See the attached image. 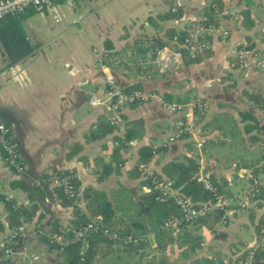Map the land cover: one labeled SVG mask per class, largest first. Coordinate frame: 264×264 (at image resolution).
<instances>
[{"label": "crops", "instance_id": "crops-1", "mask_svg": "<svg viewBox=\"0 0 264 264\" xmlns=\"http://www.w3.org/2000/svg\"><path fill=\"white\" fill-rule=\"evenodd\" d=\"M222 2L220 23L227 36L213 32L198 60L183 58L164 71L131 62L146 41L177 46L167 39L165 30L188 27L190 21L200 18L205 0H74L72 7L65 0H56L58 21L43 10L30 13L27 9L2 19L0 122L9 129V141L17 150L22 171L7 166L0 151V194L16 204L34 201L37 213L23 223L8 256L0 246V264H68L51 240L56 233L51 222L58 219L66 224L74 209L83 208V202L70 206L58 202L53 189L55 170L71 171L80 189L92 186L104 192L116 218L140 220L149 229L145 236L149 244L143 249L126 250L117 244L93 264L120 250L138 258L136 264H195L193 259L213 253L221 264H236V256L255 242L264 199L256 205L258 201H249L245 191L250 165L264 162V107H257L248 95L264 97V71L238 69L235 50L248 40L264 57V0ZM168 13L175 14L165 17ZM104 53L121 59L106 63L100 59ZM107 80L124 89L139 86L155 90L161 98L123 107L117 127L100 139H88L94 123L104 120L103 108L90 105L88 99L93 92L100 94ZM195 98L204 102V117L196 122L193 136L174 138L175 119L188 111H171L163 102L190 104ZM133 120L141 121L136 137L130 139L133 144L125 143L119 150L121 162L97 180L93 170L100 169V160H109L124 138L126 123ZM194 140L202 145L197 148ZM73 142L81 145V151L67 157V145ZM140 146L166 147L148 163L153 171L160 172L162 164L173 159L195 157L200 169L226 194L245 200L243 206H230L212 229L199 230L202 241L194 253L184 255L176 241L164 250L154 247L155 212L143 202L148 192L145 177L128 174L137 162ZM80 156L86 157L89 165ZM42 175L51 179L43 200L31 189ZM17 180L24 188L13 185ZM6 214L5 203L0 201V238L12 230L6 224ZM172 235L175 237L176 231Z\"/></svg>", "mask_w": 264, "mask_h": 264}, {"label": "trees", "instance_id": "trees-1", "mask_svg": "<svg viewBox=\"0 0 264 264\" xmlns=\"http://www.w3.org/2000/svg\"><path fill=\"white\" fill-rule=\"evenodd\" d=\"M28 12L36 11V9L29 8ZM223 12L222 0H205L204 7L200 18L190 21L188 27L176 30L174 28H167L165 30V36L167 39L176 45L181 44L183 39L187 36L189 28H196L201 31L209 26H217L220 24V18ZM175 13H168L164 16L172 17ZM245 18H248V13H243ZM210 35L207 33H200V38L209 39ZM158 45H161L158 43ZM247 47L253 48L251 42L246 40L245 43H241L237 48ZM196 57L192 60H198ZM139 87V86H135ZM132 88V87H131ZM140 88V87H139ZM259 108L264 107V97L257 94L248 95ZM203 100L195 98L191 101L193 111L195 113V121L200 122L204 117V112L201 107ZM131 105V104H130ZM181 118H184L182 115ZM248 118H251L248 115ZM141 125L140 120L128 121L124 130V138L118 142L113 148L109 160H100V169L93 170L97 180H102L104 177L110 174L115 166L121 162L119 157V150L126 147V141L136 137V132ZM252 128V125H248ZM114 127L109 125L106 120H97L94 126L91 127L87 133L88 139H100L106 133L110 132ZM186 134H182L179 138H185ZM187 149L191 150V143H186ZM81 151V145L77 142L69 143L67 145V157L78 154ZM166 151L165 146H140L137 149L138 159L133 168L129 171V176L137 178L143 173L139 168L141 163H150L153 157H159ZM3 159L6 155L2 153ZM85 165H89V160L86 157L80 156ZM264 161V151L262 154ZM157 162V160L155 161ZM200 163L195 157L182 156L177 159H173L162 164L161 171L153 173L154 178L157 181H168L172 188L183 196L187 197L195 207H201L210 203H213L218 196L229 197L222 188L216 183V180L207 174V177L213 184L212 189L205 188L202 183L196 181V175L200 171ZM259 174H264V162H255L250 165V172L248 175V189L247 198L249 201H258L256 205H261L260 201L264 199V184L254 183V180L258 178ZM53 179H61L68 176V182L73 186L74 194L70 193L64 188L62 184H55L53 186L56 199L61 205H72L76 201L83 202V208H76L72 212L71 218L66 224H62L61 221L55 219L51 222V230L58 233L61 228H66L67 236H72L75 230L80 229L85 224L92 222L99 226V231L88 235V248L82 250L81 242L74 241L62 248L59 247L60 256L68 264H93L94 259L102 258L109 255L113 251L114 245H121L126 250L143 249L149 243L143 241L148 233L149 229L144 226V223L140 220L123 221L114 216L110 203L105 197V193L97 190L92 186H85L79 188V181L74 174L69 170H55L52 174ZM145 177V176H144ZM145 184L148 192L143 196V202L154 207L156 227L153 230L154 247L164 250L169 242L176 241L182 248V253L188 255L194 253L200 246L202 237L199 234L201 228L212 229L218 221L224 218L225 211L230 207L227 206L223 210H214L210 213H206L203 216L197 217L192 221H185L180 219V212L178 206L175 204L173 198L168 194H162L158 188L152 182V178L145 177ZM51 181L47 175H42L36 178L32 184V191L38 199H44L47 196L45 185ZM14 186L24 188L23 182L17 180L13 182ZM0 201H3L6 206L7 214L5 216L6 224L9 228L14 229L24 222H30L37 213V204L31 201L27 205L16 204L10 198L0 194ZM175 227L164 226V222L167 220H174ZM264 222L262 217L255 226L256 235H261V229L264 228ZM107 229L108 232L116 233L118 239H110L108 235H105L102 230ZM176 231L175 237L172 233ZM51 233V232H50ZM264 234V233H263ZM132 235L133 240L125 244H122V239ZM19 236L16 237L18 239ZM250 247L245 248L235 258L236 264H244V260L247 256ZM195 264H221V260L217 258L215 253L210 257L196 258L192 260ZM250 264H264V239L263 241L252 250V257Z\"/></svg>", "mask_w": 264, "mask_h": 264}, {"label": "built area", "instance_id": "built-area-1", "mask_svg": "<svg viewBox=\"0 0 264 264\" xmlns=\"http://www.w3.org/2000/svg\"><path fill=\"white\" fill-rule=\"evenodd\" d=\"M65 3L69 6H73L74 0H65ZM43 10L52 15L55 21L59 20L57 14L56 0H0V23L2 19L7 15H16L23 12L26 9ZM207 33L208 35L213 32H219L222 37L227 36V30L218 24L217 26H209L204 30H197L196 28H189L187 36L183 39L181 44L177 46L173 45H158L154 41H146L142 46L141 52L134 58L132 65H153L159 70H167L180 62L183 58L194 59L205 53L208 48V41L205 38H200V33ZM102 61L109 63L120 60L119 56L111 53H104L100 58ZM235 64L240 70H244L247 67H254L264 71V57L255 49L241 47L235 50ZM101 93H91L88 102L92 106H100L104 110V120L113 126L117 127L121 122L120 112L121 109L130 104H141L149 102L155 99H160V94L155 90L143 89L139 87H132L124 89L118 86L113 80H107ZM163 105L169 108L171 111L183 112L187 110L188 113L181 118L180 116L175 119L174 122V138H179L182 134L191 137L196 130L195 113L193 111L192 104H176L166 103ZM205 106L202 105L201 109ZM9 129L7 126L0 122V151H2L6 157L4 160L7 166L12 167L16 172L22 171V164L18 158V153L15 146L9 141ZM126 144H133L132 140H127ZM194 145L199 148L202 143L199 140H194ZM143 176L152 178V182L158 188L162 194L170 195L175 204L178 206L180 212V219L185 221H192L197 217L203 216L206 213H210L214 210H223L227 206H243L245 200L241 196H218L213 203L195 207L193 203L185 196L180 194L177 189L172 188L168 181H157L153 176V169L146 163L139 165ZM68 176L61 179H54L55 184H62L64 188L70 193L74 194L73 186L68 182ZM196 181L202 183L207 189H212L213 184L207 177L206 173L200 170L196 175ZM264 174H261L254 180V183L263 184ZM250 190L245 191V196ZM264 222V215L262 216ZM176 219L167 220L164 222L166 228L174 226ZM264 227V226H263ZM24 227L23 224L12 229L6 236L0 238V246L3 253L9 255L12 252L11 244L16 240ZM99 226L89 222L78 230H75L72 236H67L66 228H61L59 233L53 234L51 240L55 242L58 247L66 246L74 241H80L82 250L88 248V235L96 233L99 230ZM102 232L108 235L110 239H118L116 233H110L107 229H103ZM262 234L256 235V240L249 247L255 249L264 239V228L261 229ZM146 241V238H141ZM133 240L132 235H127L122 239V244H125ZM252 250H249L244 260V264L251 263Z\"/></svg>", "mask_w": 264, "mask_h": 264}, {"label": "rangeland", "instance_id": "rangeland-1", "mask_svg": "<svg viewBox=\"0 0 264 264\" xmlns=\"http://www.w3.org/2000/svg\"><path fill=\"white\" fill-rule=\"evenodd\" d=\"M124 250L118 251L119 253L113 257H108L107 259L99 260L98 264H136L138 258L132 257L129 253L123 252ZM131 256V257H130Z\"/></svg>", "mask_w": 264, "mask_h": 264}]
</instances>
